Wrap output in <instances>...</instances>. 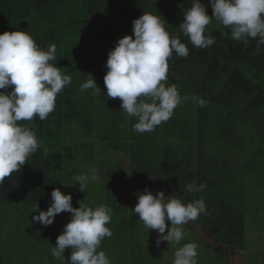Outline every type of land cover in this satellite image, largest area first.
I'll list each match as a JSON object with an SVG mask.
<instances>
[{"label": "trees", "instance_id": "obj_1", "mask_svg": "<svg viewBox=\"0 0 264 264\" xmlns=\"http://www.w3.org/2000/svg\"><path fill=\"white\" fill-rule=\"evenodd\" d=\"M201 3L211 16L209 0ZM191 7L192 0H0V33L27 31L41 48L55 44L57 67L72 78L47 119L20 122L34 128L41 147L0 186V264L70 260V248L65 259L51 254L71 219L69 212L57 214L30 239L20 240L18 221L19 230L7 239V226H15L22 208L34 210L38 203L46 211L54 188L71 193L73 207L112 208L108 227L113 234L98 249L111 264H173L177 248L188 242L198 245L197 264H231L225 259L229 253L247 259L254 251L246 231L248 224L264 223V45L257 52L255 39L235 41L231 30L213 19L205 35L215 43L204 49L193 46L179 27ZM144 12L164 19L170 36L188 47L186 58L175 53L169 58L165 82L188 99L167 122L139 133L133 130L136 118L120 109V99L106 96L104 76L109 51L119 38L133 34L132 21ZM89 73L101 94L81 90ZM93 168L100 179L90 181L85 192L78 183L70 184ZM193 181L206 187L189 193L185 186ZM146 187L184 203L202 197L207 212L183 226L186 235L179 244L162 241L157 246V231L145 228L132 211L137 192ZM200 230L211 234L214 243L200 237ZM202 243L210 253L201 252L207 250ZM24 250L33 256L28 261ZM214 255L221 257L214 260Z\"/></svg>", "mask_w": 264, "mask_h": 264}, {"label": "clouds", "instance_id": "obj_2", "mask_svg": "<svg viewBox=\"0 0 264 264\" xmlns=\"http://www.w3.org/2000/svg\"><path fill=\"white\" fill-rule=\"evenodd\" d=\"M209 2L211 16L201 0H192V7L184 13L179 25L193 46L204 49L215 43L213 36L205 35L214 19L231 30V38L235 41L247 44L255 39L257 52L260 51V46L264 45V0ZM165 23L160 16L144 12L132 21L133 34L119 38L108 53L104 76L106 96L119 98L120 109L129 118H136L135 132L154 131L188 99L180 95L175 84L166 86L165 83L169 58L174 53L183 58L189 55L186 44L179 37L170 36ZM57 60L55 44L41 48L27 31L0 33V186L4 185L5 178L20 172L28 158L41 147L34 128L20 122L33 121L36 117L41 121L47 119L55 111L57 95L71 84V75L61 72ZM80 87L82 91L92 89L94 95L102 93L90 73ZM199 103L202 107L205 105L203 99ZM99 179L98 171L93 168L76 175L70 184L78 183L80 191L85 192L90 181ZM204 187L205 184L197 186L195 181L185 186L189 193L202 191ZM137 199L132 211L145 228L157 231V246L162 241L179 244L186 235L183 226L207 212L202 197L184 203L180 198L166 196L162 190L153 194L146 187L143 192H137ZM33 212L37 214L32 220L45 227L53 223L57 214H71L51 249L53 257L65 259L63 253L70 248L67 264H111L108 255L103 250L98 251L103 239L113 234L108 227L112 218L110 206L102 204L92 208L79 203V207H73L72 194L54 188L47 210H39L36 203ZM197 248L195 242L178 247L173 264H197Z\"/></svg>", "mask_w": 264, "mask_h": 264}, {"label": "rangeland", "instance_id": "obj_3", "mask_svg": "<svg viewBox=\"0 0 264 264\" xmlns=\"http://www.w3.org/2000/svg\"><path fill=\"white\" fill-rule=\"evenodd\" d=\"M263 183H264V177L261 178V184H263ZM256 188L257 187H255L253 190V200L254 201H255V197L257 196L255 194ZM263 188H264V186H263ZM261 196L263 197L262 200L264 201V191L261 193ZM135 203H136V201H135ZM256 205H253L252 207L255 208ZM90 207H93V205H90ZM22 209H24L23 215L16 216L17 220L14 221L15 226H13L12 228L10 226H7L9 228L8 229L5 228L7 231V234H9L7 236V239L9 238L10 234L13 233V231L19 230V226L17 225L18 221L20 222L19 225H20V229H21V232L18 234L19 236H21L20 240L30 239L32 236L34 237L35 233L40 232V230L42 229L41 224H39L38 222H34L32 220V216L37 214V213L33 212V210L31 208L23 207ZM261 215H262L261 217L263 218V221H264V211L263 210L261 211ZM249 217H250V215H249ZM249 217L247 218V220H249ZM256 225L251 224L250 227H249V224L247 225V231H246L247 234L246 235H247L248 239H251V241L253 243L252 249L254 250V251L249 252V256L247 259H245L241 256H238L237 254L234 256L233 253H229L227 258H225L223 255H222V257H224L226 260L230 261L231 264H264V223L261 227H255ZM198 235L200 237H202L204 240L206 239L209 242L214 243L213 236L211 234H209L208 232L200 230ZM202 246L205 249H207L205 251L202 250L201 251L202 253H210V250L203 243H202ZM160 250L162 252L161 247H160ZM109 254L112 255V252H110ZM216 255L213 256V259L214 260L220 259L221 256L219 255L216 257ZM247 255H248V253H247ZM23 256H24V259H26V260L28 257H30V259L33 257L32 254L30 253V251H25V250H24ZM14 257H17V256L14 255ZM21 258L23 259V257H21Z\"/></svg>", "mask_w": 264, "mask_h": 264}, {"label": "crops", "instance_id": "obj_4", "mask_svg": "<svg viewBox=\"0 0 264 264\" xmlns=\"http://www.w3.org/2000/svg\"><path fill=\"white\" fill-rule=\"evenodd\" d=\"M264 206V205H263ZM264 211V210H263ZM263 219V218H262ZM261 225H263V224H261Z\"/></svg>", "mask_w": 264, "mask_h": 264}]
</instances>
